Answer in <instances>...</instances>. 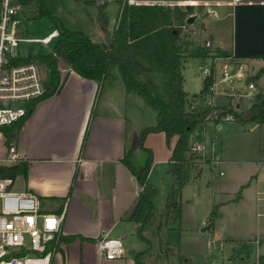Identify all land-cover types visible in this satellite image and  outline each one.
I'll use <instances>...</instances> for the list:
<instances>
[{
    "label": "crops",
    "instance_id": "0c3cea01",
    "mask_svg": "<svg viewBox=\"0 0 264 264\" xmlns=\"http://www.w3.org/2000/svg\"><path fill=\"white\" fill-rule=\"evenodd\" d=\"M255 1L235 7L219 6L216 8L217 17H212L211 21L205 22L199 15L193 24L188 25L194 30L192 33L199 31L201 38L203 34L207 35L202 39L211 42L212 51H222L246 62L252 73L264 66V61L256 58L264 56V0ZM77 3L89 16L91 34L84 33L99 39L95 34L96 30H101L97 26V8ZM100 36L102 40L105 38L103 31ZM190 59L186 60L184 70ZM61 73L64 79L61 91L37 102L14 146L16 162L28 164L27 178L20 176L14 183L17 184L16 191L30 192L38 198H67L63 209L57 213L64 215V223L59 235L60 251L55 252L52 264L57 257L61 259L60 264H71L70 258L74 254L79 264H137L135 255L138 253H142V263L150 264L145 260L148 247L144 251L127 249L122 259L102 260L98 255V242L104 236L124 241L126 237L136 235L137 226L128 220V214L138 195L145 193L146 189L138 183L124 161L127 159L137 167L143 166L146 148L154 155L152 168L165 164V170H168L172 148L168 147L162 133L148 134L140 145V137L146 128L156 125L157 114L155 116L150 104L137 91H127L119 67L110 68L109 76L102 82L84 79L68 65ZM263 77L256 84H247L249 93L257 90ZM185 83L186 79L184 89ZM206 102L213 105L209 97ZM223 122H214L218 130L222 129ZM242 125L243 132H240L233 158L246 174L236 187L242 190L241 199L231 203L240 205L245 194H249L260 218L264 217V123ZM0 135V143L5 146V138ZM203 155L206 156L205 143ZM7 156L8 149L5 148L0 154V164H13L6 160ZM215 160L218 161L217 170L224 161ZM225 162V165L233 164V160ZM150 180L151 171L148 184L152 188ZM173 181L168 178L165 184L164 204ZM163 207L154 212L150 223L156 221L157 225ZM74 236L89 241L60 240L61 237Z\"/></svg>",
    "mask_w": 264,
    "mask_h": 264
},
{
    "label": "trees",
    "instance_id": "16d2710c",
    "mask_svg": "<svg viewBox=\"0 0 264 264\" xmlns=\"http://www.w3.org/2000/svg\"><path fill=\"white\" fill-rule=\"evenodd\" d=\"M74 1L97 8V26L105 34L102 41H97L80 30L65 27L51 13L44 0H11V5L18 8V17L21 20L49 18L55 24L59 35L48 53H30L24 58H11L8 55L7 58L13 64L36 61L46 68L47 93L39 100L61 91L64 79L59 63L62 61L80 77L98 82L104 81L109 76L110 67L117 65L127 91H137L155 108L157 123L146 128L140 137V145H143L148 134L162 133L168 147L172 148L168 172L174 176V181L167 190L165 204L156 225L158 249L167 258L172 255L173 250L166 239V232L182 230V193L187 176L192 172L198 177L202 171L201 166L209 162L193 152L192 143L199 142L204 145L206 124H219L229 116L233 122L241 124L264 123V91L259 101L242 112L237 111L231 103L223 106L207 104L206 100L212 95L215 85L214 64L211 74L203 79L204 88L201 92L190 95L185 91L183 70L190 55H197L205 61L212 53H217L238 60L225 52L212 51L204 46L193 48L192 43L182 34L183 29L188 26V18L194 15L193 6L163 7L158 3L167 0H113L118 6V15L114 28L110 30L106 3L98 4L96 0ZM139 1L155 3H136ZM2 2L0 0V5ZM256 58L264 61V56ZM263 75L264 66L254 76L247 77L246 83L256 84ZM39 100L28 104L27 114L23 119L12 125L0 126V134L5 138L8 149L17 145L24 123ZM144 150L147 153L145 165L137 167L127 159L124 163L138 183L146 189L145 193L138 195L129 211L128 220L141 223L136 235L148 243L144 231L154 215L152 198L155 190L148 184L154 155L150 149ZM27 170L28 164L24 161L10 165L0 164V178L10 180L13 185L18 177L27 178ZM241 191L230 202L239 201ZM40 200L46 212L60 213L67 198L49 197ZM216 217L214 210L211 226ZM76 239L89 241L81 236L66 239L61 237L60 240L70 242ZM52 248L56 249L55 252L60 251L59 241ZM141 255L142 253L135 255L137 264H147L140 261ZM181 257L183 258L182 255ZM258 264H264V255L259 257Z\"/></svg>",
    "mask_w": 264,
    "mask_h": 264
},
{
    "label": "rangeland",
    "instance_id": "374dc122",
    "mask_svg": "<svg viewBox=\"0 0 264 264\" xmlns=\"http://www.w3.org/2000/svg\"><path fill=\"white\" fill-rule=\"evenodd\" d=\"M44 1L51 13L58 17L65 27L91 34L89 16L80 3L74 0ZM96 1L98 4H107L106 14L109 20V28H111L116 22L118 6L113 0ZM173 1L174 3H169V1H159L158 3L163 7H174L176 2L182 4L194 2V15H200L199 18L205 22L213 19L204 10V0ZM170 4L173 5L170 6ZM179 7H185V5H180ZM55 29V24L49 18L22 20V31L25 32V38L43 39ZM101 32L102 29L95 31L97 37H100L99 39L95 38V35L92 37L97 41H102L100 36ZM192 32L194 30L186 26L182 34L192 43L193 48L204 46L208 42L203 40L207 36L206 34H203L202 39L199 31ZM57 38L52 39L48 44L38 42L19 43L16 47L15 54L18 57L24 58L30 53H48L51 51ZM209 49L213 50V47ZM189 57L191 59L184 70L186 79L185 91L199 93L203 89L205 75L199 71V67L201 65L210 66L211 62H213L215 63V85L212 90V95L209 97V101L212 104L223 106L231 103L237 111L242 112L259 101L264 91V77L261 83L258 84L257 90L249 93V86L246 83V79L249 76H254L258 71L252 73L246 62L224 56L223 58L225 59L215 61V55H211L205 62H201L197 58V55H190ZM244 63L246 64V68L241 72L242 76H239L237 67ZM224 64H227L230 69L231 77L229 79H225L222 76ZM117 67V65H113L110 68L115 69ZM59 68L61 71H64L67 69V65L61 61ZM43 71L46 75L45 67H43ZM16 105L24 106L22 103ZM149 108L154 110L156 116L157 111L155 108L152 106ZM222 125V129L218 130L214 122H208L206 124L204 133L206 156L203 155V152H197V155H201L204 159L209 160V162L201 166L202 171L198 177H195L192 172L187 176V183L182 193L184 216L181 223L182 230L175 229L166 232V239L173 250L172 255L165 258L159 252L155 226L156 221L150 223L151 225L149 227L146 226L144 231V236L147 238L148 243L140 240L136 235H131L126 237L124 241L122 240L126 250L144 251L148 247L146 250L148 255L145 260L150 264L259 263V257L264 255V217H257L255 206H253L249 194H245V199L240 205L232 204L231 202L226 203L229 199H233L234 195L239 192L238 189L240 187L238 189L236 187L246 174L245 171L241 170V166L235 164L237 160L233 158L235 148L238 146L241 138L240 132H243V125L239 122H230L228 120L224 121ZM5 148H7L6 145L4 146L0 143L1 155ZM215 159H222L224 161V164H220L217 170H215L214 164L212 163ZM146 160L147 155L144 160V165ZM232 160L233 164L230 163ZM225 161H229L230 164L225 165ZM165 168V164H158L155 168H151L150 182L152 188L155 190V195L152 198L155 213L164 206V188L168 178L174 179V176L167 169L166 172ZM220 172H223V174L220 175ZM14 185H11L10 189L16 191L17 184ZM214 210H216L217 217L213 220L211 226V218ZM135 224L137 226V232L141 223ZM204 229L206 231H203ZM259 239L260 246L257 244V240ZM70 261L71 264H79L75 254L71 256ZM60 263L61 259L57 257L55 264Z\"/></svg>",
    "mask_w": 264,
    "mask_h": 264
},
{
    "label": "built area",
    "instance_id": "2783aa9c",
    "mask_svg": "<svg viewBox=\"0 0 264 264\" xmlns=\"http://www.w3.org/2000/svg\"><path fill=\"white\" fill-rule=\"evenodd\" d=\"M168 1L174 3L173 0L165 2ZM254 2L256 1L204 0L203 7L207 15L217 17L216 8L219 6L235 7L239 4ZM136 3L150 4L152 2ZM176 5L194 6L195 3L176 2ZM58 35L55 31L43 39L25 38L22 20L18 17V8L11 5V0H3L0 6V126L12 125L23 119L27 114L28 104L39 100L47 93L46 75L40 63L32 61L13 64L7 56L18 58L15 50L19 43L48 44ZM204 47L211 48V42L208 41ZM213 55L216 56L215 61L225 59L217 53H212ZM212 64L215 66L213 62L210 66L201 65L199 71L205 77L209 76ZM245 68V63L237 67L239 76H242L241 72ZM229 70L228 65L224 64L222 76L225 79L231 77ZM20 103L24 106L16 105ZM227 119L232 120V117L229 116ZM203 146L199 142H193L192 150L202 153ZM6 160L16 162L14 146L8 149ZM212 163L216 170L218 161L214 160ZM11 184L10 180L0 178V264H52L56 250L52 248V245L59 241L64 215L46 212L40 198L30 192L12 190ZM98 255L105 261L122 259L126 255L122 239L104 236L98 242Z\"/></svg>",
    "mask_w": 264,
    "mask_h": 264
},
{
    "label": "water",
    "instance_id": "95a60500",
    "mask_svg": "<svg viewBox=\"0 0 264 264\" xmlns=\"http://www.w3.org/2000/svg\"><path fill=\"white\" fill-rule=\"evenodd\" d=\"M196 18H197L196 15H192V16H190V17L188 18V20H187V24H188V25L193 24L194 21L196 20ZM203 231H206V229H204Z\"/></svg>",
    "mask_w": 264,
    "mask_h": 264
}]
</instances>
